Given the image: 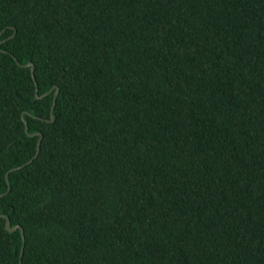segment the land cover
Instances as JSON below:
<instances>
[{"label": "trees", "instance_id": "16d2710c", "mask_svg": "<svg viewBox=\"0 0 264 264\" xmlns=\"http://www.w3.org/2000/svg\"><path fill=\"white\" fill-rule=\"evenodd\" d=\"M0 33V264H264V0H0Z\"/></svg>", "mask_w": 264, "mask_h": 264}, {"label": "water", "instance_id": "95a60500", "mask_svg": "<svg viewBox=\"0 0 264 264\" xmlns=\"http://www.w3.org/2000/svg\"><path fill=\"white\" fill-rule=\"evenodd\" d=\"M1 33H2V32H1ZM1 33H0V35H1ZM14 59H15V58H14ZM15 60H16V59H15ZM16 62H17V60H16ZM17 63H18V62H17ZM24 67H29V68H30L31 76H32V78H34V75H33L34 65H33L31 62H28L27 64L24 65ZM53 90H54V95H53V102H52V105H51V108H50V120H47V122H52L53 119H54L52 113H53V109H54V106H55L56 97H57L58 92H59L58 87H57V86H52V87L49 89L48 92H46V93H44V94H42V95H40V96L37 94V88H36V91H35V93H34V95H33V96H34V101H35V100H37V99H40V98H42V97H44V96L49 95L50 93L53 92ZM34 101H33V102H34ZM22 119H23V115H22ZM24 124H25L24 131H25V133H26L29 137L39 136V139H38V141H37V143H36V153H35V156H34V157H36L37 154H38V152H39V146H40V142H41L42 135H41L40 133H38V132H35V133H32V134H29V133H28V127H27V125H26L25 122H24ZM30 161H31V160H30ZM30 161H28V162H30ZM18 168H20V167H17V168L12 169V170H16V169H18ZM7 173H8V172H7ZM7 173H6V177H5L6 179H7ZM8 191H9V185H8V188H7L6 192L3 193V194H0V197L3 196V195H6V194L8 193ZM0 217L3 218V219L5 220L4 228H5L6 231H8V232H14V231H16V230H19V231L21 232V236H22V244H23V243H24V238H23V230H22L21 226H19V225H14V226L11 227V225H10V221H9V218H8L7 216H5V215H0ZM22 252H23V245H22V248H21L20 257L22 256Z\"/></svg>", "mask_w": 264, "mask_h": 264}]
</instances>
